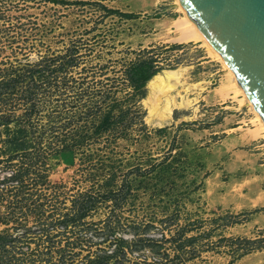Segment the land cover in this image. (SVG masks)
<instances>
[{
  "label": "rangeland",
  "instance_id": "1",
  "mask_svg": "<svg viewBox=\"0 0 264 264\" xmlns=\"http://www.w3.org/2000/svg\"><path fill=\"white\" fill-rule=\"evenodd\" d=\"M182 15L0 0V264H264V136ZM179 68L159 124L137 78Z\"/></svg>",
  "mask_w": 264,
  "mask_h": 264
},
{
  "label": "water",
  "instance_id": "2",
  "mask_svg": "<svg viewBox=\"0 0 264 264\" xmlns=\"http://www.w3.org/2000/svg\"><path fill=\"white\" fill-rule=\"evenodd\" d=\"M264 120V0H180Z\"/></svg>",
  "mask_w": 264,
  "mask_h": 264
},
{
  "label": "bare ground",
  "instance_id": "3",
  "mask_svg": "<svg viewBox=\"0 0 264 264\" xmlns=\"http://www.w3.org/2000/svg\"><path fill=\"white\" fill-rule=\"evenodd\" d=\"M179 9L183 13L180 19L175 20V28L179 33L176 40L182 42H201L207 47L210 54L224 67L225 73L232 79L234 86V98L241 104L250 107L254 114L253 123L257 127V133L264 136V120L255 110L253 104L247 97L242 86L238 83L234 72L226 65L221 55L213 48L198 25L190 19L186 10L182 7L180 0H177ZM184 68L182 69H163L155 73L149 80L148 84L153 95L152 112L157 117V123L162 124L172 116L174 109L188 106L190 101L183 96L182 100H178V96L182 90L186 88V83L182 80ZM223 93V92H222ZM190 100V99H189ZM167 122V121H166Z\"/></svg>",
  "mask_w": 264,
  "mask_h": 264
},
{
  "label": "trees",
  "instance_id": "4",
  "mask_svg": "<svg viewBox=\"0 0 264 264\" xmlns=\"http://www.w3.org/2000/svg\"><path fill=\"white\" fill-rule=\"evenodd\" d=\"M154 73H155V72H154ZM154 73H146V72L144 71L143 73H141V74L138 76L137 80H138V81H147L148 79H150V78L152 77V75H153Z\"/></svg>",
  "mask_w": 264,
  "mask_h": 264
}]
</instances>
